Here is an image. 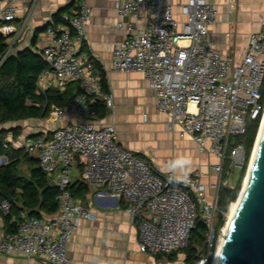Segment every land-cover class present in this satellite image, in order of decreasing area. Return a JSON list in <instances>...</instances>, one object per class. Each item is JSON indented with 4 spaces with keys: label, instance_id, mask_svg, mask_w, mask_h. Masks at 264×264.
Here are the masks:
<instances>
[{
    "label": "built area",
    "instance_id": "1",
    "mask_svg": "<svg viewBox=\"0 0 264 264\" xmlns=\"http://www.w3.org/2000/svg\"><path fill=\"white\" fill-rule=\"evenodd\" d=\"M37 1L0 0V33L7 37L8 51L20 40ZM64 1L77 11L63 14V23L46 27L49 41L39 54L47 66L37 76L36 93L64 91L70 81L78 83L80 93L66 107L51 106L47 119L61 125L26 135L22 146L58 188V211L51 219L21 213L16 231L0 236V264L3 256L16 253L26 258L23 264L33 258L41 264H74L67 256L68 242L83 218H96L69 190L76 168L79 179L94 191L93 198L118 194L125 200L142 254L176 253V264H215L222 230L215 238L218 191L233 187V178L224 177L225 162L232 170L242 169L251 159L244 144L232 138L246 133L247 118L264 112V19L247 36L237 58L221 54L207 34L217 17V6L210 0H115L116 27L127 35L112 44L111 70L140 72L155 94V110L169 118L168 131L192 137L198 150L217 158L211 166L217 182L203 183L204 173L196 170L185 184L173 182L171 173L163 175L151 162L127 151L113 122H100L96 103L111 110L114 101L112 91L102 89L95 60L84 46L93 8L86 0ZM23 3L26 16L18 27ZM145 15L149 17L142 27ZM9 210V202L2 200L0 213ZM198 216L207 234L195 260L187 262L183 250Z\"/></svg>",
    "mask_w": 264,
    "mask_h": 264
},
{
    "label": "crops",
    "instance_id": "2",
    "mask_svg": "<svg viewBox=\"0 0 264 264\" xmlns=\"http://www.w3.org/2000/svg\"><path fill=\"white\" fill-rule=\"evenodd\" d=\"M86 1L93 10L87 25L84 46H88L89 53L95 60V73L99 78L97 65L101 67L107 83L106 90L112 91L114 101L111 110L102 105L105 113L99 115L98 111L100 122H113L119 143L127 151L151 162L161 174L170 173L165 167L170 160L180 155H190L193 161L190 172L202 171L203 183L217 182L218 178L211 169V166L217 163V158L209 152L198 150L192 137H180L168 131L169 118L155 110V94L143 75L137 71L111 70L112 44L127 35L125 29L119 30L116 27L115 0ZM169 1L175 3L181 0ZM210 1L217 6V17L207 29L208 36L221 54H232L239 58L247 36L250 32L258 30L260 22L264 19V0ZM61 9H66L67 13L77 11L74 4H67L64 0H38L23 25L20 40L13 44L10 53L15 54L30 48L39 54L41 48L49 41L46 27L51 24L52 15ZM26 10L27 4H21L15 22L18 27H21ZM148 17H143L140 24L142 27ZM77 84L76 81H70L66 89H75ZM147 109L151 110L152 119ZM61 124L50 122L47 116L2 123L0 137L3 143H8L7 148L3 147L23 152V140L26 135L50 132ZM3 158L6 160L2 161L0 166L7 163V157L0 155V160ZM78 180L80 179L76 168L72 184ZM88 187L89 193L79 200L96 213V218H83L79 229L68 242L67 256L74 264H154L157 260H161L163 264H176L175 259L168 257L169 254L145 255L138 250L137 227L135 223L129 222L125 212L126 202L121 196L111 194L108 197L93 198L94 191ZM54 215H43L41 218L51 219ZM3 232L4 223L0 214V236ZM26 261L20 253L2 257V264H23ZM29 263L41 264L38 258L30 259Z\"/></svg>",
    "mask_w": 264,
    "mask_h": 264
},
{
    "label": "trees",
    "instance_id": "3",
    "mask_svg": "<svg viewBox=\"0 0 264 264\" xmlns=\"http://www.w3.org/2000/svg\"><path fill=\"white\" fill-rule=\"evenodd\" d=\"M67 13L61 9L52 15V24L63 23L62 16ZM7 37L0 33V124L47 116L52 105L66 107L70 104L75 94L80 93L77 84L75 89L67 88L64 91L57 89L46 90L43 94L36 93V79L39 73L46 68L45 60L30 48L18 51L15 54L8 52ZM100 84L106 90L107 83L104 73L99 65ZM262 103L264 104V77L261 86ZM99 115L105 113L101 103H96ZM263 112L251 119L247 118L246 133L236 138V142H242L248 159L254 146L256 132L258 130ZM0 155L7 157V163L0 166V202L7 200L10 210L2 215L4 231L13 233L16 231L17 222L21 220V213L27 216L42 217L56 214L58 203L56 196L58 188L51 182V178L38 165V161L28 154L13 148L5 149L0 137ZM22 162L28 164V176L19 173ZM246 165L241 169L233 187L221 186L218 191V213L214 224L215 238L225 223V213L231 202L235 201L240 191L242 176ZM89 185L80 180L70 185L69 190L76 199H84L89 193ZM207 234L204 221L198 216L196 227L192 230L188 246L183 253L187 262L195 260L198 249L202 246ZM170 259H175L176 253L169 254Z\"/></svg>",
    "mask_w": 264,
    "mask_h": 264
},
{
    "label": "water",
    "instance_id": "4",
    "mask_svg": "<svg viewBox=\"0 0 264 264\" xmlns=\"http://www.w3.org/2000/svg\"><path fill=\"white\" fill-rule=\"evenodd\" d=\"M263 118V115H262ZM6 158H3L4 162ZM218 264H264V120L260 121L251 159L237 195Z\"/></svg>",
    "mask_w": 264,
    "mask_h": 264
},
{
    "label": "clouds",
    "instance_id": "5",
    "mask_svg": "<svg viewBox=\"0 0 264 264\" xmlns=\"http://www.w3.org/2000/svg\"><path fill=\"white\" fill-rule=\"evenodd\" d=\"M192 163L190 155H180L170 160L165 166L166 171L171 173L169 179L175 183H188Z\"/></svg>",
    "mask_w": 264,
    "mask_h": 264
},
{
    "label": "rangeland",
    "instance_id": "6",
    "mask_svg": "<svg viewBox=\"0 0 264 264\" xmlns=\"http://www.w3.org/2000/svg\"><path fill=\"white\" fill-rule=\"evenodd\" d=\"M9 52H11L10 51V49H9ZM147 113H149V114H151L150 116H151V119H152V117H153V115H152V112H151V110L150 109H147ZM261 119H262V117H261ZM150 121V120H149ZM261 121V120H260ZM12 124V123H11ZM260 125V124H259ZM14 129H18V127H14ZM258 129H259V127H258ZM257 132H258V130H257ZM257 132H256V136H257ZM256 136H255V139H256ZM232 139H236L235 137H233ZM251 153H252V151H251ZM251 155V154H250ZM250 157V156H249ZM2 163V160H0V164ZM225 170L226 171H228V173H225L224 174V177H226V178H228V179H232L233 178V181H232V183L234 184L235 183V181H236V179L238 178V176H239V174H240V171H241V169H239V168H234L233 170L231 169V166H229L228 165V162L226 161L225 162ZM246 172H247V168H246V170H245V173H244V175L242 176V181H241V186H240V189H241V187H242V185H243V180H244V178H245V175H246ZM19 173L20 174H22V175H24V176H28V164L26 163V162H22L21 163V165H20V167H19ZM197 208H198V206H197ZM199 209V208H198ZM227 212H228V210H227ZM227 212L225 213V223H226V219H227ZM225 223H224V225H225ZM223 225V226H224ZM223 228V227H222ZM221 228V229H222ZM220 234V233H219Z\"/></svg>",
    "mask_w": 264,
    "mask_h": 264
},
{
    "label": "bare ground",
    "instance_id": "7",
    "mask_svg": "<svg viewBox=\"0 0 264 264\" xmlns=\"http://www.w3.org/2000/svg\"><path fill=\"white\" fill-rule=\"evenodd\" d=\"M263 120H264V112H263L262 122H263ZM236 207H237V200L231 202L229 207H228L226 223H225V225L223 226V228L221 230V236H220V239H219V242H218L215 264H218V258H219L220 250H221L222 243H223V240H224V235L226 233L228 223H229L233 213L235 212Z\"/></svg>",
    "mask_w": 264,
    "mask_h": 264
}]
</instances>
